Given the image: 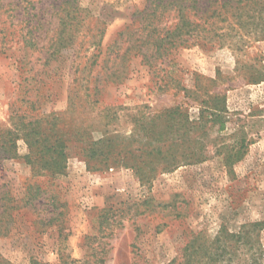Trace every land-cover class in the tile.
I'll use <instances>...</instances> for the list:
<instances>
[{"label":"rangeland","instance_id":"rangeland-1","mask_svg":"<svg viewBox=\"0 0 264 264\" xmlns=\"http://www.w3.org/2000/svg\"><path fill=\"white\" fill-rule=\"evenodd\" d=\"M225 1L209 15H192L196 36L150 67L134 55L121 65L116 53L127 43L109 51L150 0H79L89 11L86 27L104 30L100 52L88 59L94 48L85 52L80 36L77 48L62 50L48 65L61 0H0V129L9 127L13 110L55 112L66 131L88 130L87 142L110 137L137 155L88 162L72 138L64 172L51 177L33 172L28 146L18 140L15 158L0 154V212L8 207L0 218L7 229L0 261L264 264V0H245L241 18L231 17L237 0H229L233 9L223 8ZM214 9L230 20L211 17ZM30 29L41 39L34 52L23 41ZM22 66L35 77L33 88L40 86L33 114L23 101L32 83ZM216 104L226 127L191 134L194 141L174 153L177 167L164 170L163 156L148 155L143 129L153 118L179 107L195 121ZM203 143L207 157L185 163L182 154H195ZM153 164L158 170L151 171ZM28 194L36 199L29 202Z\"/></svg>","mask_w":264,"mask_h":264},{"label":"trees","instance_id":"trees-1","mask_svg":"<svg viewBox=\"0 0 264 264\" xmlns=\"http://www.w3.org/2000/svg\"><path fill=\"white\" fill-rule=\"evenodd\" d=\"M219 1L150 0V3L143 10L134 13L131 24L124 31L120 32L118 43L116 42L109 49L110 54H115V47L118 49L121 48L123 45L121 43L124 42L127 43V47L123 54L118 55L116 53V58L121 57V65H124L126 60L131 55H134L141 57L142 63L153 67L156 65V61L163 57L169 50L186 45L196 36L195 33L199 27V23L192 18V15H196L198 12H201L202 15H207L211 12L213 4ZM244 2L245 0H237L238 5L231 12V17L241 18V9L243 7L240 4ZM222 7L233 9V4L231 1L226 0ZM226 12L229 13L228 9ZM253 12L255 13L257 10L253 9ZM58 13L60 15L58 25L55 30V35L49 43V50L45 53L44 64L48 65L52 60H56L64 49L77 48L76 45L78 44L80 36L83 37L82 48L85 52H90L94 48V51L88 59H95L100 52L99 48L104 30L103 28L97 29L95 25L98 33L93 34L92 28L89 26L88 28L86 27L84 20L89 14L88 9L83 7L79 0H61L58 5ZM223 15V13L214 9L212 10L211 17H221ZM222 20L228 22L230 18L223 16ZM244 23L246 22L239 20L240 25L243 26ZM228 24L232 26V23L229 22ZM84 29L85 33H82ZM30 30L23 35V41L25 46L34 52L33 48L38 46L41 39L34 34L32 29ZM262 31L261 37L264 36V28H262ZM98 35L99 38L95 41L91 40V38H96ZM30 68L33 71V68ZM21 70L22 74H26V79L30 78L32 83H30V89L23 92L26 96L23 101L26 104L30 103V114H33L36 104L40 102L41 97L37 93L35 98V92L39 91L40 86L33 88L35 87L33 83V81H36L35 77H29L27 74L30 71H27L24 66L21 67ZM111 75L117 76L118 72L113 70L111 71ZM39 81L41 82L40 79ZM31 97L35 98V100H32ZM73 104L72 98L70 106L73 107ZM179 109V107H176L167 111L165 114H159L148 122L143 129L144 137L149 142L148 147H150L146 152L148 151V155H153L154 157L163 156L166 160L164 170L172 167L175 168L179 165L174 153H176L179 145L184 146L186 142L191 143L194 141L191 140V134L199 129H206L203 131L206 135L208 134V129H211L215 125H218L220 130L226 127L225 114H223L224 108L218 104L211 107V114L208 117L202 113L200 119L195 121H190L187 116L180 114ZM26 114V112L24 114H18L13 110L9 117V127L0 129V154L4 159L15 158L18 154V140L22 139L28 146L26 162L31 166L35 174H46L53 177L54 175L63 173L69 157V142L72 141V138L81 143L83 153L88 162L101 156L108 160L114 153H118L120 156L124 155L125 158L128 157L127 154L134 155L127 150V146H120L117 141L112 140L110 137L87 142L85 137L89 135L88 130L79 129L78 132H74L73 130L66 131L61 126L62 118L55 112L49 114L43 113L41 116H30ZM133 136L135 137V133ZM186 136L190 137V139L187 140ZM204 149L205 144L203 143L199 149L195 150V154H191L192 152H184V155L182 154V157H185L184 162H189L192 159L191 157H195L196 155H199L196 161L204 160L207 157ZM142 150L143 148L138 151ZM133 157L136 158L137 155ZM133 167H136L141 174L144 173V167L139 165H134ZM154 170L156 171L158 169L153 164L151 171ZM37 191L41 192L40 189H37ZM28 197L29 202L36 199L33 194H28ZM7 209L8 207L6 206L0 212V218L6 214ZM6 233L7 229L0 225V236ZM1 261L0 264H11L6 259H1Z\"/></svg>","mask_w":264,"mask_h":264}]
</instances>
